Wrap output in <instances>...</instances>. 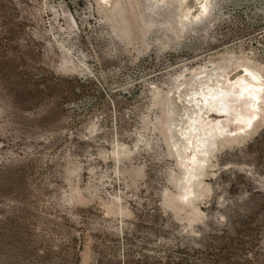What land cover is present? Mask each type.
<instances>
[{"label": "rangeland", "instance_id": "1", "mask_svg": "<svg viewBox=\"0 0 264 264\" xmlns=\"http://www.w3.org/2000/svg\"><path fill=\"white\" fill-rule=\"evenodd\" d=\"M209 1L0 0V264H264V0Z\"/></svg>", "mask_w": 264, "mask_h": 264}, {"label": "bare ground", "instance_id": "2", "mask_svg": "<svg viewBox=\"0 0 264 264\" xmlns=\"http://www.w3.org/2000/svg\"><path fill=\"white\" fill-rule=\"evenodd\" d=\"M187 2L192 8V15L196 20L203 17L210 10L209 0H187ZM228 77V79L231 80H235L237 77L241 78L243 83H238L235 86L223 91L218 90L209 92L207 94V100L211 101L210 103L212 106H209L211 112L203 118L201 122L203 123L205 120L210 119V117L214 115L221 117L222 119L226 117V115H229L234 121L237 120L239 123H243L242 129L243 132H246L259 114L258 102L262 97L261 92L263 83L259 80L258 72L245 65L235 68L229 73ZM215 99L216 101L214 102ZM218 120L216 119L215 123H217ZM191 125L194 129L201 127L200 124L195 125L194 122H192ZM218 127L221 132V127ZM195 135L197 136L198 133ZM202 136L203 135L201 134L197 140L206 141V139L203 138L204 136ZM189 155L191 154L187 152L186 159H188ZM186 164V168L189 169L191 167L189 160H186Z\"/></svg>", "mask_w": 264, "mask_h": 264}]
</instances>
